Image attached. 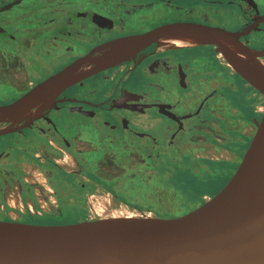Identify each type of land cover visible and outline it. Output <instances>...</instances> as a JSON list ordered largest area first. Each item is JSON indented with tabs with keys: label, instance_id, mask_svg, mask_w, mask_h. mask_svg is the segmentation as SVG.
<instances>
[{
	"label": "flooded vegetation",
	"instance_id": "af4514ba",
	"mask_svg": "<svg viewBox=\"0 0 264 264\" xmlns=\"http://www.w3.org/2000/svg\"><path fill=\"white\" fill-rule=\"evenodd\" d=\"M171 24L241 33L243 44L264 50V0H0V106L118 39ZM191 47L156 40L65 89L49 108H35L32 119L0 135V181L19 177L26 195H35L37 186L25 181L31 167L53 190V210L85 214L94 212L92 196H130L125 188L140 176L130 165L140 155L152 165L235 167L250 136L241 137L239 123L244 115L253 129L264 98L258 105L251 95L237 108L241 76L216 46ZM10 126L0 123V131ZM189 169L180 174L186 192L196 174Z\"/></svg>",
	"mask_w": 264,
	"mask_h": 264
},
{
	"label": "water",
	"instance_id": "95a60500",
	"mask_svg": "<svg viewBox=\"0 0 264 264\" xmlns=\"http://www.w3.org/2000/svg\"><path fill=\"white\" fill-rule=\"evenodd\" d=\"M171 30L216 46L229 66L264 94V75L243 69L228 45L259 63L264 50L243 44L241 33L171 24L118 39L107 45L106 51L113 53L105 62L93 64L91 59L102 54H89L18 100L0 106V123H11L0 135L19 129L15 125L31 118L35 108H44L46 99L52 106L65 89L135 58ZM87 64L93 66L84 69ZM253 123L241 158L225 184L194 209L174 217L107 218L55 225L0 220V264H264V101Z\"/></svg>",
	"mask_w": 264,
	"mask_h": 264
},
{
	"label": "rangeland",
	"instance_id": "374dc122",
	"mask_svg": "<svg viewBox=\"0 0 264 264\" xmlns=\"http://www.w3.org/2000/svg\"><path fill=\"white\" fill-rule=\"evenodd\" d=\"M254 94H257L258 105L261 104L264 94L254 90L242 80L240 89L237 90V108L248 106L250 96ZM43 109L42 107L41 110ZM241 120L239 123L241 137L245 138L246 134L250 135L252 128L248 123H244V115ZM245 146H242V153ZM204 153L194 152L195 156L208 155ZM227 156L228 153L225 152L224 157ZM153 164L156 167L143 155L136 157L131 161L130 173L140 176L130 180L128 188H125L130 196L126 198H115L111 195L92 196L89 201L94 212L85 214L56 212L57 208L53 210V206H57V203L52 204L55 201L53 190L38 170L27 167L28 181H25L31 186H37L35 190L37 194L27 196L26 191L21 188V182L24 180L19 182V177L12 182L7 181L8 183L0 181V220L7 218L11 221H19L28 217L40 224L55 225L107 218L179 216L199 206L204 201L205 195L211 197L215 194L235 169L234 165L203 166V163L196 160L192 165H179L181 164L179 161L177 166L172 167L164 165L162 160ZM186 168H190L191 173H196L191 175L193 176L190 180L191 188L187 192L179 188L180 181L183 182L180 174L185 173L183 169ZM49 209H52L49 213L44 212Z\"/></svg>",
	"mask_w": 264,
	"mask_h": 264
},
{
	"label": "bare ground",
	"instance_id": "6f19581e",
	"mask_svg": "<svg viewBox=\"0 0 264 264\" xmlns=\"http://www.w3.org/2000/svg\"><path fill=\"white\" fill-rule=\"evenodd\" d=\"M161 37H162L163 43L172 44V45L177 46V47H188L189 48V47L194 46V45H209L208 43H205L204 41L198 39L197 37H194L188 33H185L182 31H177V30L167 31ZM228 46H229L231 52L233 53L234 58L236 59L238 64L243 69H245L247 72L255 74V75H259V76L264 75V63L263 62L259 63L257 61H253L249 57L240 53L233 46H231V45H228ZM199 47H201V46H199ZM165 51H167V50H165ZM112 53H113V51H105L100 57L92 58L91 59L92 63L93 64H101V63L105 62L106 60H108L111 57ZM44 104H45L44 109L49 108L51 105L50 99L49 98L46 99Z\"/></svg>",
	"mask_w": 264,
	"mask_h": 264
}]
</instances>
